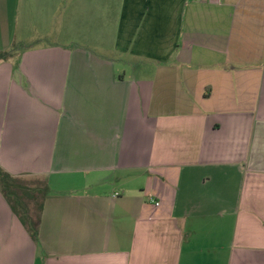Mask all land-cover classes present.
Listing matches in <instances>:
<instances>
[{
  "label": "crops",
  "instance_id": "crops-1",
  "mask_svg": "<svg viewBox=\"0 0 264 264\" xmlns=\"http://www.w3.org/2000/svg\"><path fill=\"white\" fill-rule=\"evenodd\" d=\"M7 51L0 264H264V0H0Z\"/></svg>",
  "mask_w": 264,
  "mask_h": 264
},
{
  "label": "trees",
  "instance_id": "trees-1",
  "mask_svg": "<svg viewBox=\"0 0 264 264\" xmlns=\"http://www.w3.org/2000/svg\"><path fill=\"white\" fill-rule=\"evenodd\" d=\"M11 52H0V61L7 60ZM0 193L30 238L37 243L43 201L49 193L47 183L38 178L27 180L12 176L0 168Z\"/></svg>",
  "mask_w": 264,
  "mask_h": 264
},
{
  "label": "rangeland",
  "instance_id": "rangeland-1",
  "mask_svg": "<svg viewBox=\"0 0 264 264\" xmlns=\"http://www.w3.org/2000/svg\"><path fill=\"white\" fill-rule=\"evenodd\" d=\"M27 180H33L35 179V177H26ZM38 179H41V178H38Z\"/></svg>",
  "mask_w": 264,
  "mask_h": 264
},
{
  "label": "built area",
  "instance_id": "built-area-1",
  "mask_svg": "<svg viewBox=\"0 0 264 264\" xmlns=\"http://www.w3.org/2000/svg\"><path fill=\"white\" fill-rule=\"evenodd\" d=\"M115 196H117V194H115ZM158 205V204H157Z\"/></svg>",
  "mask_w": 264,
  "mask_h": 264
}]
</instances>
